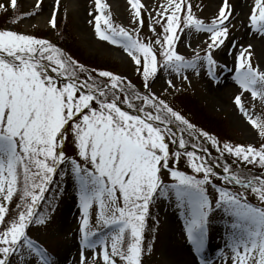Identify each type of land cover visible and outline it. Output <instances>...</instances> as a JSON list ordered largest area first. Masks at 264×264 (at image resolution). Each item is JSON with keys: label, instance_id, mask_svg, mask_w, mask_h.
Here are the masks:
<instances>
[{"label": "snow or ice", "instance_id": "1", "mask_svg": "<svg viewBox=\"0 0 264 264\" xmlns=\"http://www.w3.org/2000/svg\"><path fill=\"white\" fill-rule=\"evenodd\" d=\"M128 3L142 27L141 9L145 5L141 0ZM10 7L16 16L17 0H10ZM107 9L103 0H95L96 14L89 13L95 21V34L99 40L121 47L138 70L142 68L146 94H140L131 83L109 71H88L47 39L0 30V198L11 202L19 192L22 202L17 205L22 210L7 223L8 208L0 206V224H4L0 230V264H12L13 256L19 257V264H30L33 259L38 264H52L45 250L28 236L27 229L34 222H46L37 208L53 177L59 171L63 180L69 167L81 210V248L100 249L91 259L82 251L80 264H118L117 258L122 264H142L146 219L157 194L166 199L169 194L174 195L177 207L182 209L187 239L198 253L202 252L213 211L208 185L218 194L215 209H222L231 218L228 247L233 264H264V208L250 205L242 192L217 187L212 179L250 189L264 202V177L234 171L228 165L223 167L224 175L217 177L204 157L195 151L182 153L180 150L187 146L183 133L198 138L196 130L153 94L148 83L161 67L181 75L206 65L209 76L216 79L215 70L220 66L213 52L224 45L229 34V18L234 15L230 0H221L210 24L194 16L188 0H166L156 18L149 21L156 39L148 43L141 41L138 30H134V36L114 25ZM7 11L8 6L0 3V12ZM249 21L252 30L264 35V0H254ZM49 23L55 27V14ZM153 25H159L162 32L156 33ZM184 29L209 34L210 42L203 56L193 49L195 56L186 59L176 51ZM154 45L159 46V58ZM251 56L249 46L241 48L235 57L234 80L242 91L235 96L234 103L264 138V119L254 118L242 102V95L247 92L253 100L258 98L264 104V70L253 67ZM81 73L86 77L83 80ZM183 78L186 80L187 76ZM167 83L169 88L175 87L171 80ZM134 100L141 104L138 106ZM120 104L132 113L122 110ZM177 131L181 132L179 137ZM198 135L210 141L220 156L227 152L237 161L264 168V145L257 149L225 143L221 147L207 133ZM168 141L178 145L179 150H170ZM67 144L74 146L75 155L66 154ZM192 147L208 151L196 144ZM182 154L188 157L194 173L203 174L202 178L169 167L170 161H179ZM162 170H168L175 183L164 185ZM94 206L98 209L96 227L112 229L109 236L93 229Z\"/></svg>", "mask_w": 264, "mask_h": 264}, {"label": "rangeland", "instance_id": "2", "mask_svg": "<svg viewBox=\"0 0 264 264\" xmlns=\"http://www.w3.org/2000/svg\"><path fill=\"white\" fill-rule=\"evenodd\" d=\"M0 1L5 2L10 7V0ZM17 1L20 2V21L6 24L2 30H13L20 34L47 39L55 45L54 38L56 39L55 36L58 34L54 33L43 38L39 33L52 29L49 21L53 14H55V22L61 16H65L69 32L75 37L76 45L81 50L92 57L107 62V68L109 65L117 66V71L108 69L107 71L124 78L126 83L131 82V84L139 87L143 94H146L141 74L142 68L138 70L137 65L121 47L97 38L94 31L95 21L93 18V15L96 14L95 0H59V4L56 3V0H39L38 8L36 7L38 0ZM161 1L141 0V3L145 5V8L141 9L140 19L143 21L141 27L133 16L134 10L129 5L128 0H103L108 5L107 12L112 13L110 18L113 24L119 27L122 25L134 36L136 35L134 30H138L139 38L145 43L156 39V36L150 31L149 21L151 18H156V13L161 11ZM188 2L192 5L194 16L204 21L205 24L211 23L221 6V0H188ZM230 3L234 9V15L229 18L231 22L228 24V37L224 45L213 52V57L220 66L215 70V80L209 76L207 66L204 65L196 71L188 69L181 75L169 72L161 67L158 68L156 77L150 78L148 83L151 92L165 102L178 93L192 92L207 114L222 117L232 142L212 136L221 147L223 144L229 143L233 146L251 145L259 149L264 145V138L260 137L258 130L251 126L247 117L241 113L234 103L235 96L241 94L242 91L234 80V75L236 55L241 48L249 46L252 52L251 63L253 67H259L264 70V35L255 32L250 27L249 16L254 6V0H230ZM89 13H93V15H89ZM25 15L27 18L21 19L20 16ZM153 27H155L156 33L162 32L159 25H153ZM207 42H210L208 33H196L195 31L184 29L179 35L175 49L179 54L184 55L186 59H192L195 56L193 49L199 51L201 56L205 54ZM154 47L159 58V46L154 45ZM52 74L55 75V73ZM185 75L187 76L186 80L183 78ZM168 80L173 82L174 88L168 87ZM133 102L138 106L141 104L140 101L134 100ZM242 102L254 118L264 119V104L258 98L253 100L250 93L244 92ZM200 132H196L197 136L201 140L202 145L208 149L211 158L217 163L216 165H219L217 168L219 173H223L225 165H228L234 171L242 173L243 170L256 174L264 172V168L259 165H247L242 161H237L235 157L227 152L224 153V156H220L210 141L198 135ZM65 151L70 156L75 155L72 144H67ZM207 157L208 159L210 158L209 155ZM76 158L78 159V157ZM169 167L182 171L187 175L197 176V178H202L203 175L202 173L193 172L185 155L180 157L179 161H170ZM161 176L164 185L175 183L168 170H162ZM217 177L220 176L217 174ZM212 179L217 187L231 186L224 184L221 179ZM53 180L57 184L52 183L51 193L47 200L39 204V214L45 216L46 222L44 224H33L31 229L27 230V234L39 247L45 250L52 260V264H80L82 251L86 257L91 259L94 254L99 253L100 249L82 250L81 248V234L79 232L81 210L75 180L71 174L70 167L65 172L63 180L59 171L53 177ZM58 185L61 188L58 192L57 203H54L53 198ZM207 188L209 198L213 204V211L209 216L208 234L203 251L198 253L188 241L182 209L177 207L174 195L170 194L167 199L158 195L152 203V209L150 208L153 220L149 226L145 225L142 264H233V254L228 247L232 233L230 227L231 218L226 217L222 209H215V201L218 198V194L212 185H208ZM241 192L244 193L247 202L250 204L264 207V202H261L258 196L252 193L250 189H244ZM13 200L16 203L14 202L13 207L6 213H9V215L6 217L5 223L17 216L19 211L22 210L17 208V205L22 203L19 192L13 196ZM8 204L9 202H4L0 198V206L8 207ZM97 211L98 209L95 206L91 210L93 229L100 234L109 236L112 229L96 227ZM3 227L4 224H0L1 230H3ZM97 238L94 237L93 239ZM126 245L127 239L125 247ZM11 261L12 264H19V257L13 256ZM117 262L122 264L119 258H117ZM30 264H38V261L33 259Z\"/></svg>", "mask_w": 264, "mask_h": 264}, {"label": "trees", "instance_id": "3", "mask_svg": "<svg viewBox=\"0 0 264 264\" xmlns=\"http://www.w3.org/2000/svg\"><path fill=\"white\" fill-rule=\"evenodd\" d=\"M161 1V0H160ZM166 2V0L161 1V5ZM0 3L5 4L8 6L5 2L0 1ZM19 1H17L18 5V13L16 16L13 15V10L8 7L7 13L5 12H0V30L2 27H4L6 24H13L17 23L14 21H20L19 15H20V7H19ZM159 10V9H158ZM111 14V13H110ZM22 17V16H20ZM121 27H123L121 25ZM125 29V28H124ZM126 30V29H125ZM54 33L58 34L56 39L54 38L55 45L59 47L63 52L67 55L72 57L74 60H76L79 64L84 65V67L88 70L91 71L93 69L100 71L104 70H114L117 71V66H110L107 68L108 63L104 62L103 60H99L96 57H92L91 55H88L85 53L83 50H81L77 45H76V39L73 37V35L70 34L69 29H68V23L66 21L65 16H61L56 22H55V27H52L50 31L47 32H41L39 33L43 38H46L48 36L53 35ZM95 75V73H93ZM85 75L81 73V79H85ZM131 83V82H130ZM133 88L138 91L140 94L143 95V93L139 90V87L131 84ZM121 99H123V96H121ZM166 103L169 104L175 111L179 112L185 119H187L195 128L196 132L198 133L199 131L207 133L209 136H216L223 138L229 142H232V139L228 136V133L226 131V125L224 119L221 117H215L207 114L205 109L199 104L198 100L196 99L194 93L190 92H181L178 93L177 95L171 97L169 101ZM126 106L125 104H123ZM127 107V106H126ZM175 128H177L176 124H173ZM180 128H183L182 125L179 126ZM179 136L181 135V132L178 131ZM198 137V136H197ZM183 138L186 141V147H192L193 144L199 145L202 148H206L204 145H202L201 140L198 138H194L193 136H190L187 132L183 133ZM170 145V149H172V143L171 141H168ZM199 150V149H198ZM208 152V151H207ZM209 153V152H208ZM210 155V153H209ZM183 157V155H181ZM210 159L212 162H214L213 158ZM215 163V162H214ZM217 164V163H215ZM243 173H250L252 176H260L264 177V172L261 174H256V173H251V172H246V170H243ZM216 179V178H214ZM52 183H56L55 180H53ZM52 183L48 186V190L45 193V199L41 201L40 203H44L49 194L51 193V185ZM57 184V183H56ZM60 185L57 186L56 193L54 195V203H57L58 197H59V190H60ZM230 191H237L239 189L236 188H228ZM159 194H157L158 196ZM170 197V194H169ZM14 201L12 199L11 202H9L8 211L13 207ZM152 207V204L150 205V208ZM264 208V207H263ZM152 209V208H151ZM37 212L39 214L40 212V206L37 208ZM9 213L5 215V220L6 217H8ZM153 214L150 210L149 216L146 219V225L149 226L153 220ZM35 224V222L33 223ZM31 224L27 230H30L31 227L33 226ZM38 224V223H36ZM147 228V227H146ZM1 230V229H0Z\"/></svg>", "mask_w": 264, "mask_h": 264}, {"label": "water", "instance_id": "4", "mask_svg": "<svg viewBox=\"0 0 264 264\" xmlns=\"http://www.w3.org/2000/svg\"><path fill=\"white\" fill-rule=\"evenodd\" d=\"M50 75H52L51 73H50ZM53 76V75H52ZM125 111H129L130 113H132V111L131 110H128V109H126ZM188 151H195V150H192V149H189ZM198 155H202V154H204V153H201V152H197V151H195ZM213 166V165H212ZM213 168H214V166H213Z\"/></svg>", "mask_w": 264, "mask_h": 264}]
</instances>
